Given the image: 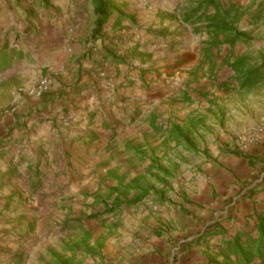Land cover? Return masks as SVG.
<instances>
[{"label": "rangeland", "instance_id": "rangeland-1", "mask_svg": "<svg viewBox=\"0 0 264 264\" xmlns=\"http://www.w3.org/2000/svg\"><path fill=\"white\" fill-rule=\"evenodd\" d=\"M204 1L129 0L135 7L136 20L120 21L117 14L112 15L110 21H120L118 27L128 22L127 33L112 37L113 40L120 38L117 44H114L116 40L110 43L119 57L139 66L146 60L144 55L148 52L145 51L155 55L152 54L154 60L148 62L144 73L130 74L129 85L138 84L135 89L139 91H154L160 80L169 82L168 96L161 101L171 105V110H163L162 106L161 112H156L157 119L168 120L170 115L167 127L161 133L144 135L140 154L129 155L127 148H119L112 149L109 156L108 147L93 154L97 163L92 158L83 159L84 171L77 174L76 190L70 185L63 191L50 190L43 198L34 200L1 199L0 264H54L60 258L71 260L70 264H119L116 261H122L131 249L145 247L152 237L162 239V232H166L160 227L159 233L154 232L155 228L142 223L152 221L167 231L173 230L174 224L167 227L160 222L162 216L172 214L176 215V230L181 224L194 235L204 230L197 241L206 235L215 236L220 223L225 232L234 233V224L241 230L253 229V220H238L236 207L242 203L246 190L260 188L264 159L252 163L255 170L239 164L233 171L229 161L235 158L245 161L250 151L258 147L264 151V13L237 11L235 28L244 35V40L229 45L224 36L210 37L206 23H199L195 28L185 22V16ZM253 1L246 0L248 7H252ZM219 2L226 9L232 5V0ZM126 3L127 0H116L115 6L124 13ZM149 6H169L172 13L161 24L152 20L146 30L147 24L143 23L149 16ZM93 9L95 5L88 0H51L49 6L42 5L41 0H0V61L11 59L10 68L0 73V82L3 80L0 124L2 118L10 122L0 125V148L9 147V138L16 129L12 122L18 116L6 113L16 104V94L27 89L28 82H36L35 73H47V69L40 68V60H44L52 42L54 24L62 23L61 38L71 32L79 36L81 23L76 22H92L96 17ZM78 14L82 16L79 19ZM208 14L213 15L214 10L210 9ZM145 32H150L154 39L151 46H147L146 39L136 44L135 38L143 41ZM103 34L96 41L92 34L87 44L94 49V44H100L106 32ZM161 40L163 45L159 43ZM166 42L171 46L165 45ZM165 49L168 51L161 52ZM96 53H90V57H96ZM82 56L86 57L79 54L80 61ZM97 70L104 73V66L100 64ZM134 75L142 76L139 78L142 84L136 82ZM23 99L32 100L27 96ZM105 104L113 116L115 104L108 101ZM32 114L27 113V117ZM219 167L226 169L232 181L226 178L222 184L219 181L224 179H218L219 195L214 193L210 205L204 206L209 198L205 188L214 180V169ZM82 183L83 189H80ZM194 201L201 202L200 212L185 208V204ZM194 214H199L198 220L191 217ZM149 230L153 234L148 235ZM168 237L166 244L184 246L185 236L176 239L169 234ZM71 246L78 247L73 257L69 252Z\"/></svg>", "mask_w": 264, "mask_h": 264}, {"label": "crops", "instance_id": "crops-1", "mask_svg": "<svg viewBox=\"0 0 264 264\" xmlns=\"http://www.w3.org/2000/svg\"><path fill=\"white\" fill-rule=\"evenodd\" d=\"M126 5L127 10L123 14L130 19L136 20L133 2L127 0ZM232 5H235L236 9L241 12L248 10V13H264V0H254L252 7H248L246 0H232ZM169 8V6H149V16L148 18L145 17L143 23L147 24L144 26L145 29L147 30L149 22L151 24L152 20H157V24H161L164 17L172 13ZM76 17L79 19L82 16L78 14ZM96 19L94 17L92 22L85 20L86 24L85 21L76 22L77 25L81 23L78 25L80 27L78 30H81V34L77 36L78 34L74 35L71 32L70 35L64 38H61L64 35L62 23L54 24L51 31L53 39L49 45L50 48L48 47L44 60H40V68L47 69V73H35V75H38L36 82L30 81L26 86L27 89L33 88L41 80L45 79L50 84V91L40 100L32 99L26 102L27 99H22L19 102L16 112L18 119H13L12 122L16 129H14L9 138L11 141L10 145L9 147L0 148L2 151L0 153V201L1 199L8 200L11 198L13 201L22 202L26 198L30 200L43 198L50 190L63 191L70 188V185H72V190H76L75 188L78 186L77 174H80V171H84L82 166L83 159L92 158L93 163H97L98 160L96 161V158L92 157L93 154L97 150L100 151L108 147L109 156L113 152L112 149L117 150L119 148L121 150H126L127 148L131 152L129 155L140 154L143 151L140 145L145 142L146 137L150 133L155 134L157 132L158 134L161 133V129H166L167 125L165 124H168L170 115H168V120L157 119L156 116L161 112L162 106L163 110H171V105L164 104L161 101L164 96H168L167 84L169 82L160 80L161 84L157 85L154 91L146 89L139 91L135 89L138 84L129 85L130 74L144 73L148 62L153 61L155 55L145 51L148 52L146 56L144 55L146 60L142 64L139 63L141 64L139 66L135 62L115 63L112 56L108 53L113 47L110 43H114L116 40L114 44H117L119 37L113 40L114 36L126 34L125 25L128 24V22H122V27L117 26V28L113 29L114 25L120 22H116L117 19H114L113 23L111 21L108 22L109 28L104 29L106 35L100 39L99 46L96 42L94 49H92L91 44H87V41L95 30ZM194 27L196 28L197 25H194ZM133 30L131 29L132 32ZM145 35L146 37H143V41L136 37V44L139 42L143 43L146 39L148 41L147 46H151L154 39H152L150 32H145ZM54 38L57 39L55 40ZM159 43L163 45L164 40L159 41ZM165 45L171 46L167 42ZM167 51V49L161 50V52ZM93 52H97L96 57L93 55L90 57V53L93 54ZM79 54L86 55V57L82 56L83 58L81 59L83 61H80ZM100 64L104 66V73H97V67ZM4 74L7 77L10 76L8 73H3L2 75ZM146 76H149L148 73H146ZM146 76L144 80L147 79ZM141 77L140 75L135 76L138 79L136 82L139 84L142 82L139 79ZM119 84H123L122 88L117 87ZM102 85L103 88L100 89ZM2 86L4 87V85ZM109 88L111 91L107 92ZM106 101L115 104L112 107L113 116L106 109L108 104H105ZM103 103L105 104L104 106L102 105ZM97 109H100V111L97 112ZM30 112L33 114L28 118L27 113ZM69 115L73 116V121L68 128H64L61 120ZM1 121L0 125L4 123L10 124L5 118H2ZM159 121L165 123L159 124ZM136 132L139 134L136 135ZM144 135H146L145 139L143 138ZM138 136H141L140 140L137 139ZM122 146L123 148H121ZM113 156H116V154L113 153ZM262 159H264V151L263 148L258 147L250 151V156L246 157L245 161L244 159L240 161L235 158V160H230L229 162L233 171L238 168L239 164L255 170L254 167H251L252 163ZM214 172H216L214 180L205 188L209 198L204 206L210 205L209 203L213 201L214 193L219 195V190H217L218 179H224V181H219L222 184L228 180L226 178L232 181V176L223 167L214 169ZM69 175L72 177L69 178ZM263 177L264 171L260 175L261 182ZM81 185L80 189H83V183ZM39 192H42V195ZM246 193L247 190L244 193L245 197L242 199V203L236 207V210H239L237 217L238 220L249 219L255 223V211H260L264 208V186L261 185L256 195L252 198H249ZM48 198L46 197L45 199ZM224 199L223 197L222 200ZM200 204L201 202L194 201L189 203V205L185 204V208L190 211L195 209L200 212V206H202ZM70 205H72L71 202ZM25 207L30 208L27 205ZM198 216L199 214H194L191 217L198 220ZM162 218L163 220L160 219L162 224L167 227H173L174 224V229L167 231L165 227L158 224L155 225V222L152 224V221L149 224L148 221L142 223L144 225L147 223L148 227L155 228L154 232L158 231V227L166 232H162V239L152 237L149 243L145 244V247L139 245L140 247L137 249H131L122 261L118 260L116 262L119 264H174L175 260L176 264H217L215 259H217L221 250L222 242L226 239H233L241 231V227L234 224V233L225 232L220 223L216 229L218 232L215 236L206 235L200 241H197L199 236H203L204 230L199 235H194L192 234L193 231H189L182 224L176 230L175 214L165 215ZM215 218L219 221L217 216ZM67 219L68 217H66ZM166 221H170V224L166 223ZM134 229L138 230L137 227ZM151 233V230L147 231L148 235ZM169 234L172 236L171 238L176 239L180 236H185L184 246L173 247L170 243L166 244L164 241H168ZM220 261L221 259L218 258V262Z\"/></svg>", "mask_w": 264, "mask_h": 264}, {"label": "trees", "instance_id": "trees-1", "mask_svg": "<svg viewBox=\"0 0 264 264\" xmlns=\"http://www.w3.org/2000/svg\"><path fill=\"white\" fill-rule=\"evenodd\" d=\"M51 0H41L42 5L49 6ZM95 5L96 23L93 32L94 41L101 38L104 33L105 26L110 21L113 14H117L119 20H130L120 9L115 6L116 0H88ZM214 10L213 15H209L208 11ZM237 9L235 5H231L225 10L219 0H206L198 5L193 13L185 16V22L191 23L193 26L199 23H206L207 32L210 37L218 39L221 36L226 37V43L234 45L244 40V35L235 28L237 24ZM133 22L134 19H131ZM120 24L118 23L117 26ZM116 26V27H117ZM198 32V29H196ZM115 63H124L125 58L119 57L117 52L112 48L108 51ZM11 66V59L5 58L0 61V73L8 70ZM237 68V67H236ZM264 186V177L261 182ZM257 193L256 188H251L246 195L252 198ZM255 224L253 229L247 228L239 231L233 239L224 240L221 244V250L218 254L217 264H264V208L254 213ZM78 247L71 246L70 251L72 257L77 252ZM218 258L221 259L218 262ZM71 260L57 259L54 264H70Z\"/></svg>", "mask_w": 264, "mask_h": 264}, {"label": "built area", "instance_id": "built-area-1", "mask_svg": "<svg viewBox=\"0 0 264 264\" xmlns=\"http://www.w3.org/2000/svg\"><path fill=\"white\" fill-rule=\"evenodd\" d=\"M50 91V84L47 80H41L35 87L29 88V89H21L18 91V93L15 96V102L14 107L11 108L6 113L9 115L16 114L17 107L19 105V102L24 98V96L30 97L35 100H40ZM73 121V116L69 115L66 118H63L61 120L63 127L68 128L70 124Z\"/></svg>", "mask_w": 264, "mask_h": 264}]
</instances>
